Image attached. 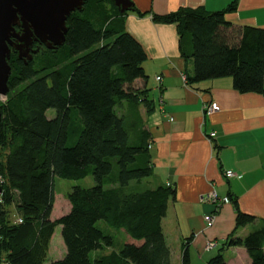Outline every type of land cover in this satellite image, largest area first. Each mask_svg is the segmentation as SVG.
Listing matches in <instances>:
<instances>
[{"label": "trees", "instance_id": "16d2710c", "mask_svg": "<svg viewBox=\"0 0 264 264\" xmlns=\"http://www.w3.org/2000/svg\"><path fill=\"white\" fill-rule=\"evenodd\" d=\"M234 9L180 8L152 19L177 26L179 54L192 65L187 85L230 78L238 93L264 95V29L234 26L225 17ZM128 13L111 0H86L67 17L62 46L34 43L39 51L27 62L11 51L9 91L0 102V264H45L57 227L62 242L52 246L57 260L50 264H171L161 220L175 190L147 182L151 135L139 107L148 115L154 107L148 90L134 86L147 78L146 54L125 30ZM89 176L94 185L72 187L68 204L57 203L62 215L52 219L55 178ZM231 202L234 231L225 246L244 248L252 264H264V219L234 237L257 219ZM10 207L21 224L10 221ZM100 221L121 233L119 248ZM187 245L181 264H190ZM206 264L227 263L218 252Z\"/></svg>", "mask_w": 264, "mask_h": 264}, {"label": "crops", "instance_id": "0c3cea01", "mask_svg": "<svg viewBox=\"0 0 264 264\" xmlns=\"http://www.w3.org/2000/svg\"><path fill=\"white\" fill-rule=\"evenodd\" d=\"M130 1L137 13H128L125 30L146 54L142 66L147 78L136 80L134 86L148 90L154 107L149 115L139 107L151 135L153 169L147 182L175 190V199L168 201L161 220L171 264H181L184 243H188L190 264H206L218 252L227 264H252L244 248L227 247L225 242L234 231L231 199L240 211L257 219L238 228L234 237L246 236L264 219V95L240 94L230 78L187 85L184 72L192 65L179 54L177 26L157 23L152 16L180 8L214 12L234 3L235 9L225 16L228 22L264 29V0ZM209 102L219 110L204 116L203 105ZM210 132L216 136L209 138ZM228 170L235 174L233 178L224 177ZM212 190L218 199L227 197L230 202L204 201ZM215 210L214 222L208 227L203 218ZM208 242L215 245L213 249L206 250Z\"/></svg>", "mask_w": 264, "mask_h": 264}, {"label": "water", "instance_id": "95a60500", "mask_svg": "<svg viewBox=\"0 0 264 264\" xmlns=\"http://www.w3.org/2000/svg\"><path fill=\"white\" fill-rule=\"evenodd\" d=\"M85 1L0 0L1 97H6L9 91L7 83L11 69L7 61L11 51L17 54L18 59L27 62L39 51L33 48L34 43L49 50L62 46L67 32V17L74 11H81ZM111 1L121 15L133 11L130 0Z\"/></svg>", "mask_w": 264, "mask_h": 264}, {"label": "rangeland", "instance_id": "374dc122", "mask_svg": "<svg viewBox=\"0 0 264 264\" xmlns=\"http://www.w3.org/2000/svg\"><path fill=\"white\" fill-rule=\"evenodd\" d=\"M4 101H5V97H1L0 96V102H4ZM54 116H55V112L53 110H48L46 112V117L48 119H52V118H54ZM93 185H94V182H93V180H92V178L90 176L85 178V179H82V180H65V179H61V178L56 177L55 180H54L55 202H54L53 211L51 213V218L54 219V218L62 215V213H60V211L58 209V205L59 204L57 205V203H60L62 201L67 202L65 196L71 190L72 187H74V186H82V187L88 188V187H91ZM67 204H68V202H67ZM9 211H10V221L11 222H16L17 219H20L19 216L17 215L16 211H15V207H10ZM97 227L101 228L102 230H104V232L110 234L113 237V239H114V247L115 248H119L123 244L120 232H118V231H116L114 229L108 228L101 221L97 223ZM57 240L62 242L61 236H60V228L59 227H57L55 229L54 235H53V237L51 239L49 252H48V259L45 262V264H50L52 261L57 260V259H55L56 256L53 255V253L51 251L52 246L54 245V243H56ZM58 248L57 247L56 248L53 247V251H54L55 254L59 253V249ZM54 249H56V251ZM108 251L109 250H106V252H108ZM91 256L95 257V253H92Z\"/></svg>", "mask_w": 264, "mask_h": 264}, {"label": "built area", "instance_id": "2783aa9c", "mask_svg": "<svg viewBox=\"0 0 264 264\" xmlns=\"http://www.w3.org/2000/svg\"><path fill=\"white\" fill-rule=\"evenodd\" d=\"M157 80H159V78H157ZM218 110H219V107L213 102H209V103L204 104L203 108H202L204 116H210L213 113L217 112ZM170 120H172V119H170ZM215 136H216L215 132H210L208 134L209 138H214ZM223 175L227 179L233 178L235 176V174L232 171H230V170L225 171ZM203 200L206 201V202L212 203V204H216V205H218L220 202L224 203V204H228L230 202L227 197L222 198V199H218V197H217V195H216L214 190H212L209 193H207L204 196ZM215 209L217 210V208H215ZM214 214L215 213H211V214H207V215L204 216L203 219H204V222L206 223V226L210 227L213 224V222H214ZM16 223L17 224H21L22 223L21 219H17ZM214 246L215 245L213 243L208 242L206 244L205 248H206V250H211V249L214 248Z\"/></svg>", "mask_w": 264, "mask_h": 264}, {"label": "flooded vegetation", "instance_id": "af4514ba", "mask_svg": "<svg viewBox=\"0 0 264 264\" xmlns=\"http://www.w3.org/2000/svg\"><path fill=\"white\" fill-rule=\"evenodd\" d=\"M33 47H34V45H33Z\"/></svg>", "mask_w": 264, "mask_h": 264}]
</instances>
